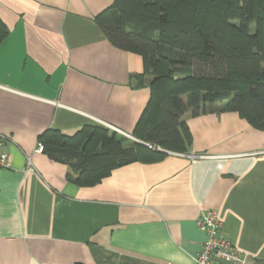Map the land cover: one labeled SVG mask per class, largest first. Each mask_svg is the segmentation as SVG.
<instances>
[{
    "label": "crops",
    "instance_id": "obj_1",
    "mask_svg": "<svg viewBox=\"0 0 264 264\" xmlns=\"http://www.w3.org/2000/svg\"><path fill=\"white\" fill-rule=\"evenodd\" d=\"M113 1L0 0L8 31L0 133L9 138L0 264H193L206 210L218 213L245 264H264V132L236 113H185L186 154L160 151L161 159L119 167L92 187L35 152L49 130L71 136L97 126L123 137L111 127L133 137L149 89L136 79L142 58L114 47L95 24Z\"/></svg>",
    "mask_w": 264,
    "mask_h": 264
},
{
    "label": "trees",
    "instance_id": "obj_2",
    "mask_svg": "<svg viewBox=\"0 0 264 264\" xmlns=\"http://www.w3.org/2000/svg\"><path fill=\"white\" fill-rule=\"evenodd\" d=\"M94 21L114 47L142 58L136 79L147 80L149 100L132 133L138 142L97 126L40 135L42 152L67 165L75 185L157 161L165 155L157 149L186 154L187 112L236 113L264 132V0H114ZM7 35L0 20V44Z\"/></svg>",
    "mask_w": 264,
    "mask_h": 264
},
{
    "label": "built area",
    "instance_id": "obj_3",
    "mask_svg": "<svg viewBox=\"0 0 264 264\" xmlns=\"http://www.w3.org/2000/svg\"><path fill=\"white\" fill-rule=\"evenodd\" d=\"M116 134L137 142L135 138L123 132L109 127ZM9 138L0 133V170L9 168L6 154L3 152L5 143ZM42 145L38 144L35 152L42 153ZM196 226L205 235L199 252L193 259V264H245L246 257L243 256L231 242L221 234L222 222L216 211L206 210L202 212L196 221Z\"/></svg>",
    "mask_w": 264,
    "mask_h": 264
},
{
    "label": "water",
    "instance_id": "obj_4",
    "mask_svg": "<svg viewBox=\"0 0 264 264\" xmlns=\"http://www.w3.org/2000/svg\"><path fill=\"white\" fill-rule=\"evenodd\" d=\"M174 79L176 80V79H177V77H175ZM144 84H145V83H144ZM145 85L147 86V84H145ZM157 150H158V151H162V150H159V149H157Z\"/></svg>",
    "mask_w": 264,
    "mask_h": 264
},
{
    "label": "rangeland",
    "instance_id": "obj_5",
    "mask_svg": "<svg viewBox=\"0 0 264 264\" xmlns=\"http://www.w3.org/2000/svg\"><path fill=\"white\" fill-rule=\"evenodd\" d=\"M133 138V137H132Z\"/></svg>",
    "mask_w": 264,
    "mask_h": 264
}]
</instances>
